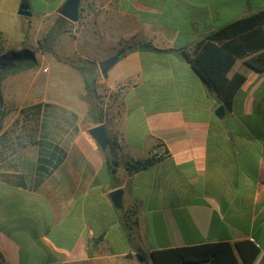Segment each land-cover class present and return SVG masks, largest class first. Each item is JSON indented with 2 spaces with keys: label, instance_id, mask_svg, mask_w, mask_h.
Here are the masks:
<instances>
[{
  "label": "crops",
  "instance_id": "crops-1",
  "mask_svg": "<svg viewBox=\"0 0 264 264\" xmlns=\"http://www.w3.org/2000/svg\"><path fill=\"white\" fill-rule=\"evenodd\" d=\"M64 1L25 22L37 31L77 22L60 14ZM19 2L0 0L3 45L18 16L33 15L20 14ZM263 8L264 0H90L87 20L102 33L88 36L90 53L125 52L98 78L96 95L74 67L81 94L46 89L33 103L38 119L26 121L33 137L0 134V264H154L153 250L245 239L260 247L253 264H264V71L236 60L228 77L246 79L228 108L178 50ZM166 10L174 22L162 19ZM145 41L166 50L136 47ZM46 103L70 119H52ZM99 124L105 149L90 134ZM42 135L66 156L37 183ZM153 155L129 172V161ZM4 172L23 175L24 185ZM117 188L120 208L109 196Z\"/></svg>",
  "mask_w": 264,
  "mask_h": 264
},
{
  "label": "trees",
  "instance_id": "trees-1",
  "mask_svg": "<svg viewBox=\"0 0 264 264\" xmlns=\"http://www.w3.org/2000/svg\"><path fill=\"white\" fill-rule=\"evenodd\" d=\"M136 47L153 51L166 50L155 47L149 41L139 43ZM133 48L135 47H131ZM178 50L208 86L216 91L221 102L229 108L234 94L246 79L242 73H235L228 77V72L236 60L243 58L249 67L264 71V8L208 32L190 50L187 48ZM124 52L125 49H121L117 54L122 56ZM37 63V56L28 48L0 51V106L4 103L1 91L2 79L8 75L32 69ZM73 65L82 73L89 94L96 95L98 64L96 69L76 63ZM39 106L40 103L25 107L22 112L32 111ZM46 106L50 107L51 103H46ZM39 143L41 147L36 167L37 183L57 168L66 156V150L45 135ZM157 159L153 155L146 159L129 161L127 168L129 172L140 170ZM108 163L110 170L114 172L118 164L114 156ZM18 184L24 185V182L21 181ZM259 253L260 247L254 241L245 239L234 243L216 241L157 249L152 251V258L154 264H253Z\"/></svg>",
  "mask_w": 264,
  "mask_h": 264
},
{
  "label": "rangeland",
  "instance_id": "rangeland-1",
  "mask_svg": "<svg viewBox=\"0 0 264 264\" xmlns=\"http://www.w3.org/2000/svg\"><path fill=\"white\" fill-rule=\"evenodd\" d=\"M59 1L30 0L33 15L30 17L19 15L17 29L5 34L9 41L5 42V45L0 41V51L12 48H28L39 57L34 68L8 75L1 81L4 100L3 105L0 106V134L3 133L2 136H8L11 139L22 136L33 137L34 132L30 128V124L38 119V114L33 110L31 114L22 112L21 107L33 105L34 102H39V99H44L45 90L47 89L48 93V88L51 87L50 89L53 91L56 86L58 87L57 84L62 85L64 89H68L75 97L78 96L83 92V86H81L79 74L75 70H71L75 66L73 63L96 69L97 60L101 61L108 58L102 59V55L98 57L90 53L88 49L89 35L94 34L100 38L102 36L101 31L92 32L93 22L87 20L90 0H81L77 22L64 20V23L58 29L53 27L47 31H37L34 25L29 26V22H25L36 20L41 10L58 4ZM130 1L126 0V2ZM21 2L22 0H20L19 5ZM169 12L170 10H166L161 17L165 21L174 22L175 17H169ZM98 71L99 78L103 76L99 66ZM47 77H50L51 80H47ZM99 85L98 82L97 89ZM42 102L47 101L42 100ZM47 114L52 119H70V114L63 115L53 107V104L47 107ZM26 121H30V124ZM3 177L14 183H19L23 175L4 172Z\"/></svg>",
  "mask_w": 264,
  "mask_h": 264
},
{
  "label": "water",
  "instance_id": "water-1",
  "mask_svg": "<svg viewBox=\"0 0 264 264\" xmlns=\"http://www.w3.org/2000/svg\"><path fill=\"white\" fill-rule=\"evenodd\" d=\"M80 4L81 0H65L62 6L60 7V14L65 18L76 21L79 18L80 13ZM22 15L30 16L32 15L31 5L29 1L23 0L20 4L19 11ZM119 54H114L104 60H101L98 64L101 74L104 77L108 76L110 68L119 60ZM224 105H220L216 114L221 115L224 112ZM90 134L97 140L98 144L102 149H105L108 145V136L104 124H99L90 129ZM109 196L111 197L114 205L118 208L122 207V197L123 189L117 188L110 192Z\"/></svg>",
  "mask_w": 264,
  "mask_h": 264
}]
</instances>
